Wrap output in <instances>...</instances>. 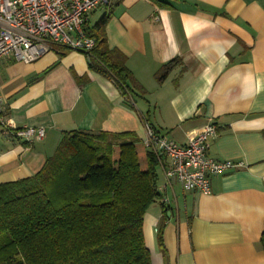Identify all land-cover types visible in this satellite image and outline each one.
I'll return each instance as SVG.
<instances>
[{"label": "crops", "instance_id": "0c3cea01", "mask_svg": "<svg viewBox=\"0 0 264 264\" xmlns=\"http://www.w3.org/2000/svg\"><path fill=\"white\" fill-rule=\"evenodd\" d=\"M106 14L107 44L133 76L128 97L82 52L1 60L5 117L45 137L26 141L0 125V184L39 173L67 132L143 141L148 124L186 145L212 122L210 157L244 167L213 178L204 195L168 181L160 164V196L143 224L151 264H264V0H112L87 27Z\"/></svg>", "mask_w": 264, "mask_h": 264}, {"label": "trees", "instance_id": "16d2710c", "mask_svg": "<svg viewBox=\"0 0 264 264\" xmlns=\"http://www.w3.org/2000/svg\"><path fill=\"white\" fill-rule=\"evenodd\" d=\"M108 20L86 27L95 47L85 54L89 68L128 97L133 76L126 57L107 44ZM172 67L163 66L159 78ZM126 136L64 133L39 173L0 184V264H151L143 224L160 196V162ZM260 244L264 251V231Z\"/></svg>", "mask_w": 264, "mask_h": 264}, {"label": "built area", "instance_id": "2783aa9c", "mask_svg": "<svg viewBox=\"0 0 264 264\" xmlns=\"http://www.w3.org/2000/svg\"><path fill=\"white\" fill-rule=\"evenodd\" d=\"M112 0H0V62L5 57L30 64L53 50L54 45L89 53L95 40L87 35L90 16ZM0 125L16 138L42 140L43 127L16 128L5 117L0 91ZM217 134L214 123L206 125L186 145L146 125L145 147L163 166L168 181L178 182L185 192L211 193L212 179L244 167L242 162L217 160L209 155V139Z\"/></svg>", "mask_w": 264, "mask_h": 264}]
</instances>
